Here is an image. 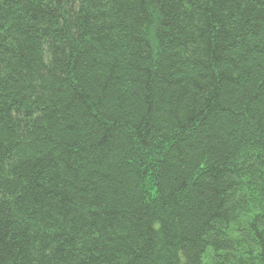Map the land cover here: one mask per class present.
I'll return each mask as SVG.
<instances>
[{"label":"trees","instance_id":"obj_1","mask_svg":"<svg viewBox=\"0 0 264 264\" xmlns=\"http://www.w3.org/2000/svg\"><path fill=\"white\" fill-rule=\"evenodd\" d=\"M0 264H264V0H0Z\"/></svg>","mask_w":264,"mask_h":264}]
</instances>
